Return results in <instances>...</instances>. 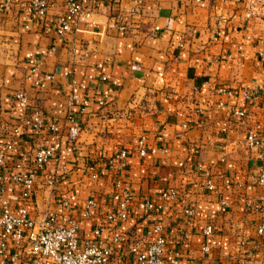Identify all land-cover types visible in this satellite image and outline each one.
<instances>
[{
  "label": "crops",
  "instance_id": "obj_1",
  "mask_svg": "<svg viewBox=\"0 0 264 264\" xmlns=\"http://www.w3.org/2000/svg\"><path fill=\"white\" fill-rule=\"evenodd\" d=\"M31 1L12 0L7 9L0 0V144L21 149L7 157L9 168L17 161L33 167L37 150L51 145L35 130L16 134L25 115L16 94L24 92L30 111L60 125L62 149L38 176L33 201L21 200L7 170L13 212L24 206L34 219L65 215L78 223L83 247L116 211L121 180L132 202L117 256L162 225L167 250H181L179 264H264V162L244 144L264 115V0L251 18L246 0H100L63 40L45 27L58 22L65 0L44 21L32 19ZM247 90H257L253 100ZM68 113L80 128L74 142ZM141 138L160 151L141 157ZM122 150L127 168L107 167ZM205 172L213 191L204 187ZM169 189L178 191L176 203L161 198ZM147 200L164 209L150 212ZM183 206L194 210L190 223ZM102 236L113 247L111 229Z\"/></svg>",
  "mask_w": 264,
  "mask_h": 264
},
{
  "label": "built area",
  "instance_id": "obj_2",
  "mask_svg": "<svg viewBox=\"0 0 264 264\" xmlns=\"http://www.w3.org/2000/svg\"><path fill=\"white\" fill-rule=\"evenodd\" d=\"M55 1L32 0L28 7L32 19L44 21ZM99 1L65 0V11L59 17L58 22L46 25L45 29L48 32L55 30L59 39L63 40L68 33L77 30L80 24L91 19L94 14L93 7L97 6ZM246 1L248 5L247 18L259 15L261 0ZM11 3L12 0H5L2 6L8 9ZM51 78L50 75L46 76V80ZM37 85L44 86L45 81H38ZM220 91L227 92L224 89ZM227 93L231 94V92ZM257 93V90L254 92L247 90L244 97L247 100H253ZM16 98L20 108L25 111L23 121L15 128L16 134L19 135L23 130H35L50 138L51 145L41 146L37 150L33 167L25 168L23 162L17 161L9 168L6 163L7 157L10 155L20 156L21 149L12 142L0 144V187L3 191L0 195V264L16 262L22 264H179L181 250L178 248L167 250L168 243L162 225H155L141 241L129 243L128 249L121 256L115 254L114 246L120 245L123 238L120 227L129 217L132 202L131 190L121 180L117 182L119 191L114 196L117 200L116 211L108 213L106 222L94 228V238L86 242L83 247L78 237L79 225L75 220L51 211L34 219L29 216L28 210L24 206L18 209V213L13 212L11 200L4 192L7 183V170L11 173V183L19 188L21 200L24 202L33 201L37 197L38 176L52 159L58 158L62 149L60 125L55 120L45 119L38 109L30 111L29 99L24 92H18ZM75 101H77L76 96L72 98L71 104ZM235 113L241 118L246 116L243 111ZM67 117L72 123L68 130V139L74 142L79 137L80 128L71 113H68ZM0 136H2L1 131ZM244 144L250 149H259L264 162V115L262 120L248 131ZM158 151L160 150L157 148L148 147L145 138L140 139L137 152L141 157L150 153L155 154ZM162 151L166 152L167 150ZM127 157L128 152L122 150L107 161V167L113 169L119 164V170L123 171L127 168ZM205 175L207 179L204 187L208 191H213L215 184L210 178V173L205 172ZM48 181L50 186H54L56 179L50 177ZM260 182L264 184V174L260 176ZM161 198L176 203L178 191L175 189L166 190L162 192ZM223 205H227V203L223 202ZM145 206L150 212L164 209L162 203L157 204L151 200H147ZM182 209L189 218L187 223H190V219L194 216L193 208L183 206ZM105 228L111 229L113 247L107 246L102 236ZM211 232V228H207L205 234L210 235ZM258 232L264 236V222ZM11 244H13L15 252H10ZM204 249L205 251L209 250L208 246ZM127 257H131V260L126 261Z\"/></svg>",
  "mask_w": 264,
  "mask_h": 264
}]
</instances>
